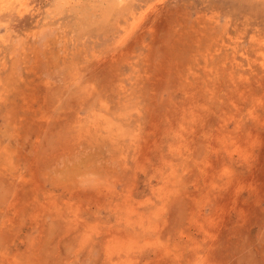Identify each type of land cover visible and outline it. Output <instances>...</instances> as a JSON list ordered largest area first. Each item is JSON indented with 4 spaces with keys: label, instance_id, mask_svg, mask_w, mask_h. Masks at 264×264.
I'll list each match as a JSON object with an SVG mask.
<instances>
[{
    "label": "rangeland",
    "instance_id": "374dc122",
    "mask_svg": "<svg viewBox=\"0 0 264 264\" xmlns=\"http://www.w3.org/2000/svg\"><path fill=\"white\" fill-rule=\"evenodd\" d=\"M0 264H264V0H0Z\"/></svg>",
    "mask_w": 264,
    "mask_h": 264
}]
</instances>
